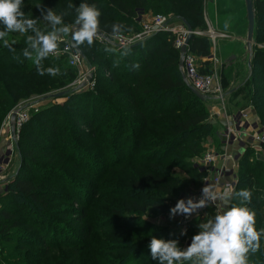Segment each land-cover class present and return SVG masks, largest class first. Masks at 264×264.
Wrapping results in <instances>:
<instances>
[{"label": "trees", "instance_id": "16d2710c", "mask_svg": "<svg viewBox=\"0 0 264 264\" xmlns=\"http://www.w3.org/2000/svg\"><path fill=\"white\" fill-rule=\"evenodd\" d=\"M71 2L78 6L81 0ZM87 2L101 10L98 31L109 37L140 32L142 22L158 13L184 21L193 31H207L205 0ZM68 3L24 0L23 10L40 18L37 26L48 32L51 26L42 20V10L48 8L77 26ZM254 8L255 45H264V0H254ZM114 24L120 25L118 32H113ZM28 34L11 33L6 37L10 47H0V129L21 102L41 99L34 101L38 112L18 133L20 165L1 197L2 240L11 244V251L25 252L21 261L27 255L35 264L52 263L56 257H63L59 264H156L148 247L153 235L177 239L179 245L188 236L192 240L197 225L215 216V209L190 223L180 238L141 220L149 211L168 214L171 200L186 192L187 181L176 171L191 182L207 177L198 161L208 139L219 149L224 145L205 107L213 101L198 98L184 79L175 36L159 33L123 50L95 41L76 46L95 73L93 89L75 91L79 71L67 56L51 54L42 61L43 69H58L55 76L46 71L40 75L23 56ZM189 46L199 71L213 74L207 60L212 55L209 38L193 35ZM255 47L251 102L264 127V50ZM62 49L59 42L55 52ZM233 70L229 67L227 75ZM62 92V103L44 101ZM254 155L247 147L239 159L234 194L244 188L251 192L243 206L255 212L259 229L264 227V161ZM232 204L240 199L233 198ZM248 264H264V237L260 249L249 253Z\"/></svg>", "mask_w": 264, "mask_h": 264}, {"label": "clouds", "instance_id": "9594fccd", "mask_svg": "<svg viewBox=\"0 0 264 264\" xmlns=\"http://www.w3.org/2000/svg\"><path fill=\"white\" fill-rule=\"evenodd\" d=\"M42 4H37L41 8ZM24 0H0V47H10L6 38L10 33H31L26 36V47L23 56L31 60L40 75L55 76L58 69L42 68V61L53 54L62 37L71 35L74 45H93L100 28L101 10L87 0H81L77 6L69 0L68 8H74L77 30L64 22V14H57L52 8L42 10V20L51 26V31L44 32L37 26L40 18L26 16ZM227 27V25H225ZM120 25H112L113 32H118ZM14 51V49H13ZM251 192L241 189L233 196L230 192H218L214 187L206 185L202 189L200 199L181 198L170 209V218L176 215L190 216L210 203L222 201L224 208L215 216L200 222L199 232L192 237L186 248L179 245L177 239H164L152 236L148 245L151 259L156 264H248L249 253L260 249L264 237V227L257 229L256 214L244 201L251 200ZM233 198H239L240 204H232Z\"/></svg>", "mask_w": 264, "mask_h": 264}, {"label": "built area", "instance_id": "2783aa9c", "mask_svg": "<svg viewBox=\"0 0 264 264\" xmlns=\"http://www.w3.org/2000/svg\"><path fill=\"white\" fill-rule=\"evenodd\" d=\"M206 21H207V31L205 32L193 31V30L190 31L183 21L177 20L175 18H166L163 15H154V16H149L146 21L142 22L143 31L137 35L134 34L133 36H130V35L119 34L113 37H109L106 35H100L98 33V36L95 38L94 41L99 44H103V45L108 44L117 47L119 49H124L133 46V44L145 41L146 39L151 38L156 34L171 33L175 36L174 48L179 51L180 57L183 56V67L181 68V71L188 86L194 88L196 91H198L204 96H208L211 98H222L224 95V90L217 72L208 75L201 73L199 71V65L197 59L190 52L189 44L187 46V52L185 54H181V49L185 46L188 36L192 37L193 35H198V36L205 35L209 38L212 48V55L207 60L214 66H218L220 64V61L217 57L216 41L219 37H225V36L215 32L212 29L208 20ZM77 28L78 26H75L72 29L77 30ZM60 42L63 43V49L61 50L60 53L54 52L52 55L55 57H57L58 55L67 56V58L69 59V65L72 68L77 69L80 73V69L85 66L84 58L81 56V53L78 52L71 44L72 42L71 35L68 38L62 37ZM86 72L88 76L90 73L93 72V70L88 68ZM80 74H79V78L72 85L74 89L80 87L87 80L86 79L87 77L84 78L83 74L82 73ZM92 85L93 84L89 85V87H91ZM225 99L223 98L220 101L221 103H223V105H225V103L227 102ZM226 107H227V103L224 106L225 114H227L226 111L228 109ZM32 112L34 113L38 112L37 102L30 101L29 103H24L20 105L19 108L13 111L4 121L0 129V139L3 138V135H5L6 131L8 130L11 131L10 121L13 113H17L15 125H16L17 137H18L20 128L23 126L24 123H26L30 119ZM226 117L229 120L228 115ZM237 122L238 123L234 124V126H232L231 123L230 124L228 123V125L225 128V131L218 133L219 139L227 144L233 142H242L245 146L247 145L246 147H250L254 151L255 155L260 156L261 154H263L262 146L264 145V131L262 132L258 131V132H254L253 135H248V132L246 131L248 115L244 112H241L239 114V118ZM215 161H216V157H214L212 153H209L205 156L201 165L205 167L207 166L209 167L212 164H214ZM207 184L214 187L218 192L222 193L227 191L234 195L237 184V178L235 177L234 179H227L226 171H224L223 173L214 177L211 181H209V179H206L204 187ZM201 196H202V190L191 198L198 200L201 198ZM177 202H175L172 207H174ZM221 205H224L222 201H216L210 203L208 206L199 209L198 212L193 213L190 216L178 214L175 216L174 219L179 224L181 231L184 232L187 229V227L190 225V223H192L194 220L204 218V216L207 213V210L215 209L216 212L219 213V209Z\"/></svg>", "mask_w": 264, "mask_h": 264}, {"label": "rangeland", "instance_id": "374dc122", "mask_svg": "<svg viewBox=\"0 0 264 264\" xmlns=\"http://www.w3.org/2000/svg\"><path fill=\"white\" fill-rule=\"evenodd\" d=\"M207 11H208L207 0H205V19L206 20H207V18H206L207 17ZM243 14H244L245 21H246V16H245L246 14L244 12H243ZM154 15H163L166 18H173V16L166 15L163 13L153 14V16ZM206 25H207V21H206ZM73 27H75V26H72V28ZM141 28H143V27L141 26ZM142 31H143V29L140 32L131 33L129 35L130 36H133L134 34L137 35V34L141 33ZM217 33H219V32L217 31ZM244 33H245V27H244ZM220 34L224 35L225 37H219L217 39V41H216L217 51L222 44L230 42V41H233V42L236 41L235 38H237V37H235L236 35H234V34L226 33L227 35H225L224 33H221V32H220ZM8 36H12L11 33ZM64 37L68 38V37H70V34L68 36H64ZM241 40H243V39H241ZM139 43H136V44L138 45ZM136 44H133V45H136ZM254 47L257 49H260V50H264V45H255L254 44ZM243 57H245L244 53L242 54V59H243ZM84 65L85 66L80 69V73L83 74L84 78L87 77L86 78L87 84H89V85L93 84L92 86L94 88L95 70L88 66L85 59H84ZM88 68L94 70V73L92 72L87 76L86 71L88 70ZM228 68H229V64L226 62V60H225V62L220 61V64L218 66L211 65V69H212L213 73L217 72V74L219 76V79L222 83V87L224 90V94L225 93H231L230 99H227V100L225 99L227 101V108H228L227 114H225V111H224L225 105H223V103H221V102H218L217 104L212 102V103H207L205 105L206 108H209V112L211 114V120H212L213 125L219 129L218 133L225 131L226 127L215 122L213 119L214 115H217V113H220L219 111H221L223 113L224 118H226V116L229 115L228 121L231 122L232 126H234V124L238 123L237 120L239 118L238 117L239 114L241 112H244L248 115V122L246 125V127H247L246 131L250 132V133H248V135H253L254 132H256L258 130L260 132L264 131V127L261 123V119L258 116V112L256 111L254 104L251 102V95L254 93L253 92L254 90L252 89L251 84L249 83L250 79L249 80H247V78L245 79V77L248 76V73L246 72L244 65H242L241 70L237 71V75H235V78H234L233 74L231 76H229L230 74L227 75V73H228L227 69ZM238 69H240V67ZM89 78H90V81H88ZM246 80H247V82H246ZM242 81L246 82L247 85L244 86L243 88L239 89V87H241V85H242L241 84ZM89 85H87V86H89ZM92 86L89 87V89H93ZM72 90L74 91V89H72ZM233 90H235V91H233ZM75 91H79V90L75 89ZM39 100H41V99L40 98H34L33 100L30 99V101L40 102ZM55 100H56L55 102H57V103L58 102L62 103L64 101L63 99H55ZM30 101L21 102L13 111L17 110L20 105H22L24 103H29ZM44 101H46V100L44 99ZM218 109H220V110H218ZM251 112L255 113L256 120L250 118ZM9 115H7V117ZM7 117H6V119H7ZM253 124H256V129H255L256 131L252 130ZM17 140H18V138H17ZM204 146L206 148V152H205L203 158L198 161V164H202V161L204 160L205 156L209 153H212L214 155V157H216V159H217L219 156V152L221 151V149L218 148L217 143L211 139H208L207 142L204 143ZM227 146H228V144H227ZM262 147H263V154H261L260 156L254 155L253 156L254 160L264 161V145ZM246 148H245V150H246ZM1 150H2L3 155H0V205L2 204L1 203V197L6 194V191L8 190L7 189L8 185L15 178V176L18 172L19 165H20L17 142L15 143L13 141L11 131H9V130L6 131L5 135H3V138L0 139V151ZM195 163H197V162L195 161ZM203 167L205 168V166H203ZM175 174L177 176H179L182 180L187 181L188 187H187L186 192H183V190H181V193L179 194V196L171 200V204H170L171 208H172L173 204L175 202L179 201L181 198L187 199L189 197L195 196L198 192H200L203 189L205 182H206V179H207V177L206 178L202 177V178H197L196 182H191L190 178L186 174H184L182 172H178V171H176ZM236 178H237V175H236ZM211 179H213V177ZM228 207H229V205H228ZM223 208H224V205H221L219 212L222 211ZM205 216H204V218H206ZM141 220H143V222H145V223L155 225L157 228H160L162 231H167V232H171V233L172 232L178 233L176 235L177 238H180V236H182V234L186 233V232L181 231L179 224L176 222V220L174 218H170V212L166 215H161L158 213L155 214L153 211H149V214L147 216H143ZM196 232L198 233L199 229H197ZM189 238L190 237L188 236V238L185 239V241H183L184 243L182 245H180L182 248H186L187 246L190 245L191 240ZM9 246H11V244L5 243L4 240H2V238L0 237V264H35L36 261H28L29 259H27L28 258L27 255H26V258L24 259L27 261H25V262L21 261L22 260L21 258H22V256H24L23 254L25 252L24 251H17V252L11 251ZM54 259H55L53 261L54 263L53 262L49 263L46 260L45 262H43V264H59V263L63 262V257H56Z\"/></svg>", "mask_w": 264, "mask_h": 264}, {"label": "water", "instance_id": "95a60500", "mask_svg": "<svg viewBox=\"0 0 264 264\" xmlns=\"http://www.w3.org/2000/svg\"><path fill=\"white\" fill-rule=\"evenodd\" d=\"M207 6H208V11H207V19L210 22V25L212 29L217 32H224L225 35L226 33H231L236 35L235 37L238 38L236 42L242 43L243 44V63L246 72H248L247 80L250 79L252 75V61L254 57V44H255V8H254V0H207ZM243 12L246 14V21ZM213 19V20H212ZM139 20L141 21L142 18L140 17ZM220 23V26L222 25L224 28L222 30H217L214 22L212 21H217ZM184 22V21H183ZM184 24L188 27L190 31L192 29L184 22ZM224 24H227V27H225ZM244 27H245V33H244ZM241 29L243 34L242 36L238 35V30ZM100 35H104L101 32H98ZM229 36V35H228ZM105 37V36H104ZM243 40H241V39ZM191 36H188L185 46L181 49V54H185L187 52V46L190 43ZM73 47L78 51V48L76 45H74L73 42H71ZM136 45L130 46V47H135ZM128 47V48H130ZM127 49V48H125ZM81 53V52H80ZM81 56L84 58L83 54L81 53ZM233 61H237V57L233 56L227 63L230 65L232 64ZM183 67V56L180 57V68ZM246 80V82H247ZM90 81V78L88 79ZM246 82L244 84H246ZM87 86V82H84L80 87L77 89H82ZM191 91L202 101H216L220 102L223 98L225 99L228 95H231V93H225L222 98H211L208 96H204L198 91H196L194 88L190 87ZM235 91V90H233ZM66 93H58L51 95L49 98H45V100L48 99H62L65 96ZM239 117V116H238ZM17 118V113H13L11 116V134H12V139L16 143L17 142V131H16V125L15 121Z\"/></svg>", "mask_w": 264, "mask_h": 264}, {"label": "crops", "instance_id": "0c3cea01", "mask_svg": "<svg viewBox=\"0 0 264 264\" xmlns=\"http://www.w3.org/2000/svg\"><path fill=\"white\" fill-rule=\"evenodd\" d=\"M212 22H214L217 30H221L220 28L222 25L220 26V23L218 22V20L212 21ZM224 25H227V24H224ZM223 28L224 27L222 26V30H223ZM242 34H243L242 30L239 29L238 35L242 36ZM235 40H238V38H235ZM242 54H243V44L238 43L236 41L235 42L230 41V42L222 44L217 51L218 59L222 62H225V60H226V62H228L233 56L237 57V61H233L232 64L229 65V67H233V69H234L233 70L234 78H235V75H237V71L241 70L242 65H244V63L242 62L243 60H241ZM239 67H240V69H238ZM246 78H247V76L245 77V79ZM244 83L245 82L242 81V83H241L242 85H241V87H239V89L246 86V84H244ZM227 99H230V95H228L226 97V100ZM214 103L217 104L218 102L215 101ZM218 110H220V109H218ZM219 112L221 114L217 113V115H214L213 119L215 122L226 127L228 125V123L230 124L231 122L228 121L227 117L224 118L223 113L221 111H219ZM226 113H227V111H226ZM255 117H256L255 113L251 112L250 118L256 120ZM255 129H256V124H253L252 130L256 131ZM258 131H256V132H258ZM248 133H250V132H248ZM223 144L224 145L221 147V151L219 152V156L216 159V161L214 162V164H212L210 167H208V166L205 167V170L209 174V175H207V179H209V181L212 180L211 179L212 177L214 178L217 175L223 173L224 171H226V178L227 179H234L238 173V162H239L240 157L243 155L247 145L245 146L242 142L229 143L228 146H227V143L223 142ZM0 155H3L2 150L0 151Z\"/></svg>", "mask_w": 264, "mask_h": 264}]
</instances>
